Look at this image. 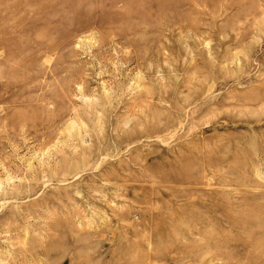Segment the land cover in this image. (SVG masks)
<instances>
[{
	"label": "rangeland",
	"instance_id": "374dc122",
	"mask_svg": "<svg viewBox=\"0 0 264 264\" xmlns=\"http://www.w3.org/2000/svg\"><path fill=\"white\" fill-rule=\"evenodd\" d=\"M0 264H264V0H0Z\"/></svg>",
	"mask_w": 264,
	"mask_h": 264
}]
</instances>
